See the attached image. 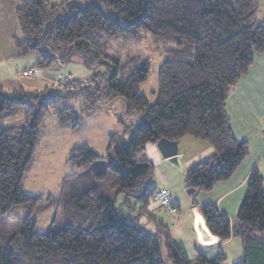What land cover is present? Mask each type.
<instances>
[{"label":"trees","instance_id":"trees-1","mask_svg":"<svg viewBox=\"0 0 264 264\" xmlns=\"http://www.w3.org/2000/svg\"><path fill=\"white\" fill-rule=\"evenodd\" d=\"M15 1L21 36L14 44L20 56L39 59L26 70H59L77 62L103 69L84 82L62 74L68 85L58 88L28 91L19 85L7 94L0 83V213L23 214L20 227L0 245V264H224L228 258L221 248L213 259L189 257L166 221L149 209L157 192L145 150L163 138L207 141L214 154L187 171V186L207 193L232 178L249 146L235 137L226 103L255 54L264 53V20L257 17L263 0ZM143 33L164 54L154 104L140 93L150 60L110 51L114 41L124 40L125 49ZM73 99L87 113L122 99L121 130L109 135L104 155L88 145L72 151L74 173L95 176L98 185L65 202L62 229L38 233L40 217L59 205V196L44 203L42 196L25 192V181L48 114ZM57 117L65 126L79 113L64 107ZM121 194L124 201L117 206ZM199 211L221 243L241 241L242 258L232 264H264V177L257 167L234 225L215 204Z\"/></svg>","mask_w":264,"mask_h":264},{"label":"rangeland","instance_id":"rangeland-1","mask_svg":"<svg viewBox=\"0 0 264 264\" xmlns=\"http://www.w3.org/2000/svg\"><path fill=\"white\" fill-rule=\"evenodd\" d=\"M62 1L63 0H51L54 4ZM84 3H86V1L82 0V4ZM7 15L10 17L8 10ZM8 16L4 18L3 22L7 20ZM257 17L260 21L264 20V0L262 1ZM8 25L9 26L4 28L3 24L2 27H0V30L11 29L12 25ZM16 36L20 37L21 33L19 32ZM123 43L124 40H120L119 42L114 41L110 51L115 54L141 56L150 60V74L146 83L141 86L140 93L147 97L150 104H154L156 101L155 93L158 90V73L164 61L163 52L155 49L153 40L147 33H143V39L140 41L135 39L128 40L125 49H123ZM2 45H4V42ZM7 49L5 50L6 54H3L2 59L4 60H0V63L5 61V63L0 64V70L10 67V69L15 72H20V79H16V82H18V84L23 86L26 90H42L46 85H53V87L57 88L63 87L65 84L68 85L64 79L59 78L63 76L61 74L57 75L55 79H52L49 84L44 82L42 79H37V73L34 78L22 79V74L25 71H23L24 66H33L39 59L33 54L28 56H19L20 54H16L13 57H9L10 54L18 50L15 44L11 45V49ZM102 69L103 68H98L97 70L87 69L82 63L77 62L63 66L61 71L66 75H77L78 78L76 77V81L84 82L96 71H100ZM0 81L4 92L7 94L18 87H16L14 82L10 81L5 76H0ZM70 106L76 108L79 113V118L78 120H75L65 126H61L57 117V111ZM56 107V109L51 110L45 120L43 129L45 134L36 153L32 171L27 175L25 181V192L32 195L42 196L44 203L46 202V198L50 195L59 196V205L40 217L37 226L38 233H45L48 230L54 231L62 229L66 224L64 221L65 202L74 198L87 187L98 185L95 176L89 177L85 174L82 175V172L78 169V172L74 173V166L69 159L72 155V151L83 145H88L98 154L104 155L109 135L121 130L118 118L119 116H122V113L125 110V103L122 99H120L110 107H98L90 113L81 112V101L77 99H73L68 102L63 101V103L57 104ZM75 122L79 123V126L76 128L74 127ZM102 169L103 168H98L96 172H100ZM85 182H87V186ZM185 182L186 180L184 178V183ZM153 186L158 188L157 183L155 184V182H153ZM168 187L170 188L169 192L173 196H175L179 191V186L174 185L173 189L172 186ZM185 193L188 196L187 198H190L187 191ZM123 201L124 195L121 194L117 199V206H119ZM191 204H193V202H184L181 200L178 204V208L181 209V211L186 208L189 209V213L193 216V210L195 208L192 207ZM22 216L23 214L20 210L13 211L8 215L0 213V245H6L8 243L11 235L20 227L22 223ZM236 242H238L237 244L239 245L241 244V241L237 239V241H234V243L230 245L232 248L230 246L226 247V249L230 251V258H228L224 264H232L233 262L238 261L236 255L238 252L240 254L241 251H237ZM185 247L186 248L184 250L187 255L191 257L192 255L189 252V248L187 246ZM216 255H211L210 258L213 259Z\"/></svg>","mask_w":264,"mask_h":264},{"label":"crops","instance_id":"crops-1","mask_svg":"<svg viewBox=\"0 0 264 264\" xmlns=\"http://www.w3.org/2000/svg\"><path fill=\"white\" fill-rule=\"evenodd\" d=\"M16 7L17 1L15 0H0V27L3 24L4 28L9 26L8 24L12 25L11 29L0 30V60H4L2 58L3 54H6L5 50L7 48L11 49V45L14 44V37L20 32L16 18ZM7 10L10 17L7 15ZM6 16H8L7 20L3 22ZM3 42L4 45H2ZM16 54L18 55L20 52L17 50L10 54L9 57H13ZM3 63L5 61L0 64ZM30 67L24 66L23 71ZM36 73L38 74V78H36L44 80L47 84L51 83L50 81L55 79L57 75L63 74L61 69L38 70ZM0 76H5L14 82L16 87L19 86L16 79H20V72H15L8 67L7 69L0 70ZM226 112L235 137L239 141L248 144L249 152L232 178L227 182L219 183L212 191L207 193H198L196 191L193 194H189V187L186 182L184 183L186 174H182L179 168L167 162L162 156L157 144H149L146 146L145 157L152 162L155 168L154 182L158 186L156 192L161 188H166L169 191L170 188L168 186H172V189L174 185L179 186L178 193L175 196L171 195L177 208L181 200L184 202H193L191 206L198 210L206 205L215 204L223 214L229 217L232 225H234L239 207L246 194L247 181L252 170L257 167L264 177V53L255 54L253 66L231 92L226 103ZM178 143L179 156H181L180 163L185 173L214 154L213 147L207 141L186 136L181 138ZM186 191L190 198H187ZM149 209L158 218L166 221L177 244L179 246L181 245L180 247L183 249L187 246L192 258L199 253L210 258L211 255H216L220 248L226 254L227 258H230V251L226 247L230 246L234 241H237V239H231L223 243L220 242L219 245L213 247L200 246L194 231V217L189 213V209L186 208L181 211L178 208V218L168 214L157 203L150 205ZM141 221L146 224L147 229L154 230L155 226L152 222H147L146 218H142ZM237 243V251L240 250L241 252L240 254L238 252L236 258L240 260L242 258V246ZM230 247L232 248V246Z\"/></svg>","mask_w":264,"mask_h":264},{"label":"water","instance_id":"water-1","mask_svg":"<svg viewBox=\"0 0 264 264\" xmlns=\"http://www.w3.org/2000/svg\"><path fill=\"white\" fill-rule=\"evenodd\" d=\"M157 147L159 148L162 156L167 160V162L174 167L180 169L182 174H186L182 168L180 163L181 156H179V143L178 141H170L168 139H161L157 143ZM196 192V189L189 188L188 193L193 194ZM194 216V231L197 236V242L202 247H213L220 244V238L214 236L209 230L206 220L200 211L195 208L193 210Z\"/></svg>","mask_w":264,"mask_h":264},{"label":"built area","instance_id":"built-area-1","mask_svg":"<svg viewBox=\"0 0 264 264\" xmlns=\"http://www.w3.org/2000/svg\"><path fill=\"white\" fill-rule=\"evenodd\" d=\"M35 74L36 72L33 70H25L22 74V78L25 79L34 78ZM59 78L64 79L65 82H67V78H64L63 76ZM68 78L72 79L73 76H68ZM154 203H157L161 209L168 212V214H170L171 216L173 217L177 216L178 208L175 202L173 201V198L170 192L168 191V189L166 188L159 189L155 195Z\"/></svg>","mask_w":264,"mask_h":264}]
</instances>
